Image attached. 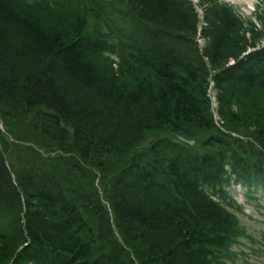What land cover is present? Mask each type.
Here are the masks:
<instances>
[{
  "label": "trees",
  "instance_id": "trees-1",
  "mask_svg": "<svg viewBox=\"0 0 264 264\" xmlns=\"http://www.w3.org/2000/svg\"><path fill=\"white\" fill-rule=\"evenodd\" d=\"M199 4L206 23L202 56L192 43L198 21L190 0H0L1 118L22 129L30 121L38 148L47 154L62 151L69 160L61 163L62 177L38 166V156L22 154L27 162L14 168L7 161L13 151L0 136V263L68 261L70 254L60 247L64 241L53 231L59 233L58 227L75 217L84 232L75 236L95 254L88 264H127L126 246L138 264L217 262L233 221L200 187L217 183L226 166L264 186V106L258 96L264 92V47L239 62L247 41L238 19L215 0ZM229 58L235 67L215 77L221 113L232 99L243 101V108L253 101L257 114L245 112L228 126L241 134L250 127L255 142L208 132L219 159L165 142L129 157L102 188L124 247L113 239L87 167L106 175V164L97 160L128 157L149 131H208L207 74ZM55 112L64 119L59 138L40 126ZM74 185L79 188L70 190ZM86 211L93 217L90 229ZM28 220L50 228L44 238L52 236L40 239L39 247L27 237ZM52 252L59 262L47 258Z\"/></svg>",
  "mask_w": 264,
  "mask_h": 264
},
{
  "label": "rangeland",
  "instance_id": "rangeland-1",
  "mask_svg": "<svg viewBox=\"0 0 264 264\" xmlns=\"http://www.w3.org/2000/svg\"><path fill=\"white\" fill-rule=\"evenodd\" d=\"M219 1L223 3L226 2V4H228L226 0H219ZM262 2H263V5H262ZM233 3H235L234 6L238 8L239 11L242 13L241 14L242 17H245V15L249 16V12L251 11L252 6L255 7V4L257 5L258 3L259 9L257 10L255 7L256 12L254 10L251 11L250 17L249 18L247 17V19L242 21L244 24L249 25L248 30L245 28L243 29L244 30L243 32L246 35L247 33H250L257 29L261 30V34H258L256 38L261 35L260 36L261 42L259 44L261 43L264 44V0H252L251 4L248 5L250 7V10L248 9L243 10L239 8L242 4L241 0H234L233 2L231 1L232 5ZM229 4L228 6H230ZM246 38L247 37H245V40ZM258 96H259V102H261V104H263L264 106V92L259 93ZM244 105L246 108L245 114L250 113L252 117L254 116V113L257 114V112H255L253 108L254 106L253 101H250V100L249 102L246 101ZM3 127H5V121L3 123ZM249 128L250 127L244 129L243 131L245 132L244 135L253 136L254 132L251 129L249 130ZM23 134H24L25 139L24 141H22L21 146H26L25 154L29 155L30 157L31 156H38V157L41 156L43 158V162L41 163V166L47 169L48 171L53 172L55 175L61 177L62 176V172H60V170H62L61 163L67 161L63 152L62 151L57 152V153L52 152L50 154H47L44 151L34 147V145H37V144L33 142V139H32L33 135H32L31 130H30V133L28 130H26L23 132ZM148 134H149L148 136H150L151 132ZM7 135L11 136V139H14L15 137H17L14 131L9 132ZM200 135H203V133H200ZM150 142H147V143H150ZM147 143H145L144 145H146ZM10 148L12 149L13 153L11 156H9V162L12 163L13 157L16 153V149H14V146H11ZM18 155L20 157L22 156V154L20 153ZM108 158H109V165L110 167L113 168L110 170V173L111 174L117 173L115 169L118 168V160H116L115 157L113 156H108ZM22 161H24V159ZM62 182L66 186H68L64 180H62ZM242 195L243 193L241 192L238 197L239 203L241 205L242 204L244 205L242 207L244 214L240 217V220H241V224L244 225L247 235H249V239H243L242 241H239V243L233 247L232 253L234 254L235 257L233 259V262H231L230 264H264V195L260 192H253L250 195L252 198H249V200H244L242 198ZM254 197L257 200H255ZM113 236H115V238L119 240L116 235H113ZM135 248L138 249L137 246H135ZM130 252L131 254L128 252V255H127L128 264H136V261H135L136 259L132 257L133 249Z\"/></svg>",
  "mask_w": 264,
  "mask_h": 264
},
{
  "label": "bare ground",
  "instance_id": "bare-ground-1",
  "mask_svg": "<svg viewBox=\"0 0 264 264\" xmlns=\"http://www.w3.org/2000/svg\"><path fill=\"white\" fill-rule=\"evenodd\" d=\"M241 73V71H240ZM53 119L48 118L47 120H44V125L40 126H45L46 128V133H48V135H52L55 138H59L60 137V132L62 129V125H63V116L59 115L58 113H52ZM32 124L29 127L31 131H35V129H32ZM24 131H26V129L23 128ZM45 187H48L50 189L53 188L52 185H50L49 183L45 182ZM53 191H49L48 194L52 195ZM70 217H74L70 212H68L67 214ZM86 226L88 227L89 224L86 223ZM94 226V225H93ZM101 226V232L104 233L105 232V226H103L102 223H100ZM95 227V226H94ZM79 219L77 217H75V219H73L70 223L65 224L64 226H59L57 230H59V233H56L55 231H53V237L57 236V237H61L63 239V243L60 244V247H63L64 252H68L70 254V259H68V261L63 262L61 261L59 264H79L81 262H85V264H88L89 260L93 257H95V254L92 253L88 248L87 245L85 244V242H82L79 238H77L75 235L77 234L78 236H83L84 232L82 233L79 232ZM27 231H28V235L27 237L30 238L31 242L36 243V246H38V243L41 242L40 239L44 238V235L50 230V228L45 225L42 224L41 222H36L34 220H28L27 221V227H26ZM90 229V226H89ZM52 236V234H48L46 235V237ZM46 237L44 238L46 240ZM164 238V237H163ZM146 246L145 248L148 250H151V246L148 242H144ZM140 245H143V243H141ZM153 245L156 247H163V245H161V243H159L158 241H154ZM76 253V254H75ZM47 258L52 259L53 261H58L59 256L53 254V252L48 255Z\"/></svg>",
  "mask_w": 264,
  "mask_h": 264
}]
</instances>
